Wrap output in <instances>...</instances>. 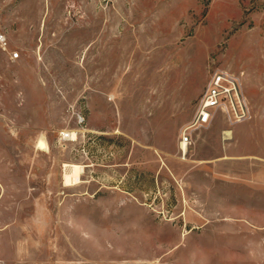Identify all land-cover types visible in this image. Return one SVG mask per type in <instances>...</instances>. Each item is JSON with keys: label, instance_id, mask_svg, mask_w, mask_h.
I'll list each match as a JSON object with an SVG mask.
<instances>
[{"label": "rangeland", "instance_id": "rangeland-1", "mask_svg": "<svg viewBox=\"0 0 264 264\" xmlns=\"http://www.w3.org/2000/svg\"><path fill=\"white\" fill-rule=\"evenodd\" d=\"M79 261L264 264V0H0V264Z\"/></svg>", "mask_w": 264, "mask_h": 264}, {"label": "built area", "instance_id": "built-area-1", "mask_svg": "<svg viewBox=\"0 0 264 264\" xmlns=\"http://www.w3.org/2000/svg\"><path fill=\"white\" fill-rule=\"evenodd\" d=\"M18 58L13 53L10 59ZM223 113L231 122H241L249 117L247 102L241 92L237 75L223 68L214 69L205 85L192 120L179 130L180 143H190L191 134L210 124L217 113ZM66 264H97L91 262H70ZM112 264H170L161 261H121Z\"/></svg>", "mask_w": 264, "mask_h": 264}, {"label": "bare ground", "instance_id": "bare-ground-1", "mask_svg": "<svg viewBox=\"0 0 264 264\" xmlns=\"http://www.w3.org/2000/svg\"><path fill=\"white\" fill-rule=\"evenodd\" d=\"M180 145L182 146V149L185 150L184 144H180ZM66 167L70 168V175L69 174H65V176H64L65 180L68 181V178H71L73 183L79 182L81 168L76 166V165H67ZM239 258L244 260L245 257L241 256Z\"/></svg>", "mask_w": 264, "mask_h": 264}]
</instances>
